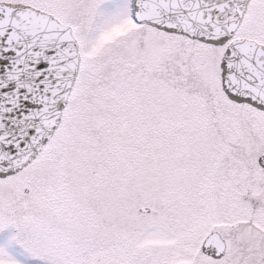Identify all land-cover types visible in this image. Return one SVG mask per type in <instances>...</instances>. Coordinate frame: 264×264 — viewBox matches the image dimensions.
<instances>
[{"label":"snow or ice","instance_id":"1","mask_svg":"<svg viewBox=\"0 0 264 264\" xmlns=\"http://www.w3.org/2000/svg\"><path fill=\"white\" fill-rule=\"evenodd\" d=\"M0 264H264V0H0Z\"/></svg>","mask_w":264,"mask_h":264}]
</instances>
